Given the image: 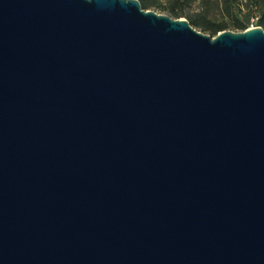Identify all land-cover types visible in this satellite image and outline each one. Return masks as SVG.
<instances>
[{"label":"water","instance_id":"water-1","mask_svg":"<svg viewBox=\"0 0 264 264\" xmlns=\"http://www.w3.org/2000/svg\"><path fill=\"white\" fill-rule=\"evenodd\" d=\"M0 264H264V28L0 0Z\"/></svg>","mask_w":264,"mask_h":264},{"label":"rangeland","instance_id":"rangeland-1","mask_svg":"<svg viewBox=\"0 0 264 264\" xmlns=\"http://www.w3.org/2000/svg\"><path fill=\"white\" fill-rule=\"evenodd\" d=\"M140 1L144 10H153L173 19H187L193 27L207 35L214 36L213 30L218 25H224L223 31L238 33L242 31L238 27L240 20L250 22V28H264L263 0H187L182 5L179 0Z\"/></svg>","mask_w":264,"mask_h":264},{"label":"trees","instance_id":"trees-1","mask_svg":"<svg viewBox=\"0 0 264 264\" xmlns=\"http://www.w3.org/2000/svg\"><path fill=\"white\" fill-rule=\"evenodd\" d=\"M179 1H180V4H181V5L184 4L185 2H187V0H179ZM263 3H264V0H263ZM179 15H180V14H179ZM179 17H181V16H179ZM179 17H178V18H179ZM190 24H192V23L190 22ZM192 25H193V24H192ZM193 26H194V25H193ZM238 27H239L242 31H244V30L250 28L251 26H250V22H248V21H246V20H240L239 23H238ZM223 29H224V25H223V26H221V25L216 26V28H214V30H213V35H214V36L217 35L219 32H222Z\"/></svg>","mask_w":264,"mask_h":264}]
</instances>
